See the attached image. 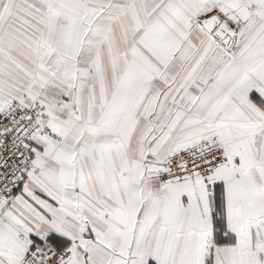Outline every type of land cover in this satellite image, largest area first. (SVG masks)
Masks as SVG:
<instances>
[{"label": "snow or ice", "instance_id": "1", "mask_svg": "<svg viewBox=\"0 0 264 264\" xmlns=\"http://www.w3.org/2000/svg\"><path fill=\"white\" fill-rule=\"evenodd\" d=\"M0 264H264V0H0Z\"/></svg>", "mask_w": 264, "mask_h": 264}]
</instances>
